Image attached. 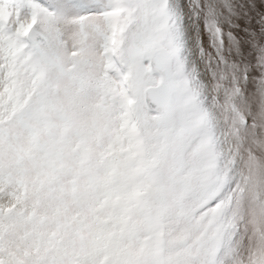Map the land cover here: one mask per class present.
Listing matches in <instances>:
<instances>
[{"label": "snow or ice", "instance_id": "snow-or-ice-1", "mask_svg": "<svg viewBox=\"0 0 264 264\" xmlns=\"http://www.w3.org/2000/svg\"><path fill=\"white\" fill-rule=\"evenodd\" d=\"M0 264H264V0H0Z\"/></svg>", "mask_w": 264, "mask_h": 264}]
</instances>
